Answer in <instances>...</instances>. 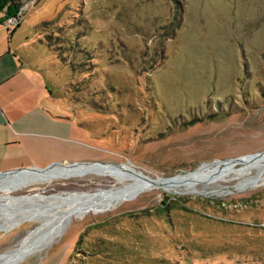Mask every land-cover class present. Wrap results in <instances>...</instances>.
<instances>
[{"label":"rangeland","instance_id":"1","mask_svg":"<svg viewBox=\"0 0 264 264\" xmlns=\"http://www.w3.org/2000/svg\"><path fill=\"white\" fill-rule=\"evenodd\" d=\"M16 14L0 171L99 162L168 178L264 151V0H21ZM261 166L87 213L61 198L120 175L29 179L0 190V264L24 241L12 264H264Z\"/></svg>","mask_w":264,"mask_h":264},{"label":"bare ground","instance_id":"2","mask_svg":"<svg viewBox=\"0 0 264 264\" xmlns=\"http://www.w3.org/2000/svg\"><path fill=\"white\" fill-rule=\"evenodd\" d=\"M4 19V18H3ZM262 163L261 170L257 176L256 182L264 178V154L250 155L245 158H239L231 161H222L210 164H203L192 172L182 173L180 175L168 178H151L138 174L132 165H111L109 163L99 162H81L68 164L65 167L54 169H38L37 171H21L7 176L0 177V190H15L18 189L29 179L37 178L44 175H72L80 171L90 169H103L112 174L120 175L117 182V187L100 188L92 192H71L63 196L61 199L71 200L82 209V213L89 211L99 212L104 211L117 202L131 200L142 190L161 188L169 192L177 193H197L195 186L199 182L207 183L217 179V173L230 168L236 163ZM221 168V170H218ZM69 175V176H70ZM128 177L129 182H124ZM36 180V179H35ZM31 181V180H30ZM33 181V180H32ZM116 186V185H115ZM60 197V196H59ZM79 207V208H80ZM26 250L25 241L20 243L18 248L12 252H8L1 256L9 264H12Z\"/></svg>","mask_w":264,"mask_h":264},{"label":"crops","instance_id":"3","mask_svg":"<svg viewBox=\"0 0 264 264\" xmlns=\"http://www.w3.org/2000/svg\"><path fill=\"white\" fill-rule=\"evenodd\" d=\"M6 27V26H5ZM16 29L12 33H8L6 30V35L2 34V37H0V86L4 84L5 82H8L11 80L17 73H19L23 69V65L21 64L17 69H20L19 72H16V55H12L11 53L15 51L10 47L11 39L16 34ZM34 35L36 36V39L33 41ZM39 36V37H38ZM40 35L38 32H34L30 36V42H28L26 45L30 46V44L34 45L35 41H39ZM19 50L16 51H20ZM11 67V70L9 69ZM16 70V71H15ZM9 122H6L0 116V165L6 161L7 159V146L11 143L9 140V137L12 134L11 128L9 126ZM1 169V168H0Z\"/></svg>","mask_w":264,"mask_h":264},{"label":"trees","instance_id":"4","mask_svg":"<svg viewBox=\"0 0 264 264\" xmlns=\"http://www.w3.org/2000/svg\"><path fill=\"white\" fill-rule=\"evenodd\" d=\"M21 6V0H0V12L4 11L5 15L0 19V24H4L5 18L9 16L17 15L16 12L18 11L19 7ZM4 18V19H3ZM19 26V22L16 24V27L9 32V29L7 28V31L12 33L17 27Z\"/></svg>","mask_w":264,"mask_h":264},{"label":"water","instance_id":"5","mask_svg":"<svg viewBox=\"0 0 264 264\" xmlns=\"http://www.w3.org/2000/svg\"><path fill=\"white\" fill-rule=\"evenodd\" d=\"M261 154H264V151L259 152V153H255V154H252V155H261ZM239 158H237V159H239ZM233 160H236V159H233ZM37 168L38 167H25V168H14V169H11V170L0 171V177L7 176V175H10V174H14L16 172L25 171V170H36Z\"/></svg>","mask_w":264,"mask_h":264},{"label":"built area","instance_id":"6","mask_svg":"<svg viewBox=\"0 0 264 264\" xmlns=\"http://www.w3.org/2000/svg\"><path fill=\"white\" fill-rule=\"evenodd\" d=\"M18 22H19V18L17 15L9 16V17L5 18L4 25L6 26V28H8V27H11V26L17 24Z\"/></svg>","mask_w":264,"mask_h":264}]
</instances>
